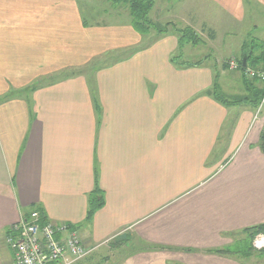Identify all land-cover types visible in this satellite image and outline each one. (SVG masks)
<instances>
[{
    "label": "crops",
    "instance_id": "1",
    "mask_svg": "<svg viewBox=\"0 0 264 264\" xmlns=\"http://www.w3.org/2000/svg\"><path fill=\"white\" fill-rule=\"evenodd\" d=\"M154 3L152 20L206 37L216 59L183 46L194 60L172 63L174 31L150 32L136 54L128 15L89 23L78 0H0V264H14L6 231L33 211L73 226L92 255L119 244L115 264H249L216 251L264 223V111L256 120L248 102L263 83L226 60L259 54L264 0ZM214 84L242 103L216 102ZM96 189L103 206L88 221Z\"/></svg>",
    "mask_w": 264,
    "mask_h": 264
},
{
    "label": "built area",
    "instance_id": "2",
    "mask_svg": "<svg viewBox=\"0 0 264 264\" xmlns=\"http://www.w3.org/2000/svg\"><path fill=\"white\" fill-rule=\"evenodd\" d=\"M228 69H241L240 63L231 58ZM242 71L246 79L264 82V68L245 67ZM262 105L264 94L259 107ZM4 243L13 252L14 264H76L93 252L82 242L73 226L43 221L37 211H33L28 219L10 226Z\"/></svg>",
    "mask_w": 264,
    "mask_h": 264
},
{
    "label": "rangeland",
    "instance_id": "3",
    "mask_svg": "<svg viewBox=\"0 0 264 264\" xmlns=\"http://www.w3.org/2000/svg\"><path fill=\"white\" fill-rule=\"evenodd\" d=\"M78 1H79V4H80V8H81V10L83 12L84 18H86V20L89 23L90 22H95V20H96V19H94L95 17L96 18L97 17H102V14H107L108 12L109 13H111V12L117 13L118 12V13H120L119 15H122L123 17H125V15H128V10L126 8L120 7V6L118 7V5H114L111 2H109L108 0H78ZM171 2L173 3V0H171ZM149 18H150V20L152 22L154 21V20H152V16H150V14H149ZM155 21L153 23H155V24H157V25H159L161 27H164V26L168 25L167 31L168 32H173V28L175 26H173V28H172V26H170V23H172V21H170L168 19H163L162 21L158 20L156 22ZM177 26H180V25H177ZM261 30H263V28ZM192 33L196 36L197 42H194V43L190 42V43L186 44L188 46L185 45L184 48L186 50H188L189 48H192V47H195V48L196 47H200L199 48V52H198L199 54L197 56H201V57L202 56H208V58H210V60L216 59V56H218V55L216 53H214V52L213 53L210 52L209 48H207L205 46L206 44L204 45V42H202V41L206 40V37H203V38L200 37L199 38L193 31H192ZM252 36H254V35H252ZM142 37L144 39V42L141 43L140 46L138 45L136 50L137 51L140 50V52H137L136 54L143 53V52H145L147 50L145 47L148 45V40H147L148 39V35H145V36H142ZM251 39H252V37L249 38V41ZM144 45H146V46L142 47ZM181 49L178 48V52H176V54L174 55L175 61H177V62L180 61V60L182 61V58H183V60H185V62H190V61L194 60V57H191V56L190 57H188V56H185V57L183 56L182 57V55L180 53ZM143 56H144V54L141 55V57H139L138 59L140 60ZM238 58L241 61L242 55L239 54ZM229 60L230 59L226 60V66H228V61ZM185 66H187V64H185ZM248 66L257 68V66H253L250 61L248 63ZM96 67H98V66H96ZM136 68H137L136 71L139 70L140 69L139 65H137ZM92 70H93V64H90V68H87L86 70L82 71L83 74L85 73L87 75L90 84L95 79L94 76L92 75L93 74ZM229 71H231V70H229ZM232 71H237V70H232ZM238 71H242V69H238ZM250 81H258V80L252 79ZM259 82L263 83V91H262V95H263L264 94V82H262V81H259ZM215 87H216V89H217V91L219 93L223 94L222 92H220L219 87H217V86H215ZM213 88H214V86L212 87L211 91H209V93L213 92ZM237 94L238 93H235V95H237ZM262 111H264V105H262L261 108L260 107L257 108V111L254 110V113L256 114V120L260 119V117L263 115ZM226 125H227V123H226ZM228 144L229 143H228L227 133L223 129L222 133L220 134L219 139H218V148H217V152L215 154V157L218 160L221 158V156L224 154V152H226ZM211 159H212V157H211ZM224 164H225V161H224ZM228 165H225V167L228 166ZM245 238H246V235L244 233H242V232H238L236 234H233V239L235 241L234 244H232V245H230L228 247H225L224 250L235 249V251H237L238 249H246V246H244V243H243ZM113 243H114V241L109 242L108 244L102 246L98 250V252H94L93 255L90 254V256H88L85 259L79 261L80 263L79 262L78 263L79 264H115V263H117L119 259H118V256L116 255L115 245H119V244H116V243L113 244ZM252 247H253V250L250 253V256L247 257V259L249 260V264H264V257L262 258V256H260V254H259L260 250L264 248V237L263 236L255 237V239L253 240V243H252Z\"/></svg>",
    "mask_w": 264,
    "mask_h": 264
},
{
    "label": "trees",
    "instance_id": "4",
    "mask_svg": "<svg viewBox=\"0 0 264 264\" xmlns=\"http://www.w3.org/2000/svg\"><path fill=\"white\" fill-rule=\"evenodd\" d=\"M114 5H118V7H124L128 10V15L130 17V24L133 30L139 35L145 36L150 32H155L157 34H167V26L161 27L155 23H153L149 14L154 8V0H108ZM175 34L178 35V48L181 49L186 44L192 42H197L196 36L192 33L191 29L185 28L183 30L174 29ZM253 48L259 51L258 55L251 56V64L253 66H257L255 69L264 68V42H255ZM248 57L246 56V67H248ZM172 63L176 64L175 58L171 60ZM240 67H242V60L239 61ZM254 68V67H252ZM214 85L213 92H211V97L218 103L223 106H236L242 103V101H231L223 94L219 93ZM262 96L258 99L257 97H253L252 100H248V102L253 107H258L260 105ZM259 148L262 153H264V128L261 132L259 139ZM103 206V197L96 190H94L88 197V212H87V220H91L94 213L99 210ZM42 217V220L46 219ZM246 235L245 240L243 241L246 249H228V250H219L216 252L227 254V255H240L243 258H247L250 256V253L253 250L252 243L255 237L263 236L264 237V223L248 227L242 231ZM260 256L264 257V248L260 250Z\"/></svg>",
    "mask_w": 264,
    "mask_h": 264
},
{
    "label": "water",
    "instance_id": "5",
    "mask_svg": "<svg viewBox=\"0 0 264 264\" xmlns=\"http://www.w3.org/2000/svg\"><path fill=\"white\" fill-rule=\"evenodd\" d=\"M242 67H243V68L246 67V59H245V57L242 59Z\"/></svg>",
    "mask_w": 264,
    "mask_h": 264
}]
</instances>
